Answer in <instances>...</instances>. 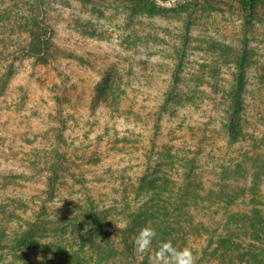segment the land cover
<instances>
[{
    "label": "rangeland",
    "instance_id": "rangeland-1",
    "mask_svg": "<svg viewBox=\"0 0 264 264\" xmlns=\"http://www.w3.org/2000/svg\"><path fill=\"white\" fill-rule=\"evenodd\" d=\"M248 1L0 0V195L24 198L22 218L33 221V198L57 161L48 219L69 222L93 202L128 260L124 235L144 204L185 191L188 177L207 189L214 165L239 164L231 177L245 186L261 159L245 151L264 157V0ZM31 36L51 38L47 63L27 54ZM235 96L242 135L231 144L224 123ZM250 184L249 197L264 201V184L254 193ZM42 245L25 258L0 254L43 264L51 256ZM95 256L85 245L77 259Z\"/></svg>",
    "mask_w": 264,
    "mask_h": 264
},
{
    "label": "trees",
    "instance_id": "trees-1",
    "mask_svg": "<svg viewBox=\"0 0 264 264\" xmlns=\"http://www.w3.org/2000/svg\"><path fill=\"white\" fill-rule=\"evenodd\" d=\"M51 42L48 36H31L27 41V54L40 64H45L50 58L48 49ZM241 110L242 102L239 97L235 96L232 101L227 102L224 129L231 144L237 142L242 135ZM55 153L59 156L58 152ZM245 154L247 157L252 154V158H261L256 161L258 166L252 172L253 178L250 175L246 177L245 186H238L234 177H231L238 174L241 168L239 164L234 165L233 170L226 165L218 168L214 165L202 182L207 189L198 187L195 191L194 184L188 177L183 185L185 191H178L176 195L169 191L168 200L156 198L159 209L155 205L156 201L144 204L145 209L135 217L132 229L124 235L127 236L124 243L130 255L128 260L123 252L115 248L110 232L105 231L104 226L109 227L111 224L108 212L93 202L85 203L86 207H81L80 213L75 214L69 222L67 218L58 217L60 221L53 213L52 218L48 219L47 204L55 200L58 183L62 178V165L56 161L49 165L45 189L33 198L40 209L33 221L22 218L21 214H26L22 211L29 208L25 205L24 198L15 193L0 195V250L7 249L14 257L21 253L25 258L33 247L39 248L42 245V238L52 236L58 241L42 245L40 249L45 248L43 253L51 256L43 264H56L55 260L62 264H83V261L77 259V254L83 251L85 245L91 246L94 251L96 264H152L151 256L160 242L172 240L178 247L191 248L196 264H264V201L248 195L249 182L251 193L256 189L260 190L264 184V176L261 177L264 174V157L254 155L251 149L245 151ZM9 184L11 187L16 186L14 182ZM239 205L247 208L239 210ZM8 217L12 219V225L8 223ZM144 226L153 227L157 237L153 240L152 251L141 254L135 250L134 240L132 243L131 238ZM79 227L83 230L81 235L76 234ZM67 228L70 229L71 240L58 238L61 236L60 231ZM4 242L9 243L8 248H4ZM140 254L143 260L138 261ZM5 259L10 264H18L13 258L0 254V264H7L8 262L4 263Z\"/></svg>",
    "mask_w": 264,
    "mask_h": 264
},
{
    "label": "clouds",
    "instance_id": "clouds-1",
    "mask_svg": "<svg viewBox=\"0 0 264 264\" xmlns=\"http://www.w3.org/2000/svg\"><path fill=\"white\" fill-rule=\"evenodd\" d=\"M156 230L151 226L142 227L134 239V247L138 253L152 251ZM152 264H196V258L189 247H178L172 240L161 241L151 256Z\"/></svg>",
    "mask_w": 264,
    "mask_h": 264
}]
</instances>
